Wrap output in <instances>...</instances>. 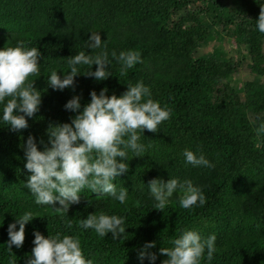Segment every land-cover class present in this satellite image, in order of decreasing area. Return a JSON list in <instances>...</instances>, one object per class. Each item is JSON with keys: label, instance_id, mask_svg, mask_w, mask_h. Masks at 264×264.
<instances>
[{"label": "trees", "instance_id": "trees-1", "mask_svg": "<svg viewBox=\"0 0 264 264\" xmlns=\"http://www.w3.org/2000/svg\"><path fill=\"white\" fill-rule=\"evenodd\" d=\"M191 1L0 0V47L20 42L41 53L38 72L26 80L40 92L38 111L26 117L28 127L18 132L0 124V264H25L33 247V230L43 236L56 232L76 236L93 264H140L139 249L153 241L148 251L156 254L153 264H161L167 257L158 249L171 247L170 241L182 229H195L204 238L215 235L216 251L206 264H264V136L254 132L255 124L264 121V82H243L234 88L224 83L233 72L228 57L193 55L205 36L204 22L194 16H175ZM233 3V12L222 22L231 25L232 34L245 47L252 70L263 72L264 33L255 30V20L264 0ZM210 4L218 5L214 0ZM90 32L101 36L111 75L94 81L83 75L87 66H77L81 74L74 77V87L53 90L47 85L50 70L63 74L75 53L92 56L100 51L86 49ZM121 50L140 55V62L123 74L110 55ZM137 81L149 87L151 99L169 109L170 116L156 133L143 131L139 142L146 153L130 157L128 172L115 179L117 187L121 184L128 190L125 204L85 189L80 203L70 205L66 215L60 209L36 205L23 186L28 175L23 167L27 136L31 134L38 150L42 149L47 146L49 123H70L74 115L63 108L66 100L78 95L83 106L90 90L99 93L104 87L106 95L119 96L126 84ZM185 148L199 150L214 166L185 165L181 156ZM157 177L191 180L203 191L205 203L184 209L174 194L163 209L153 208L146 185ZM25 210L38 217L25 224L22 245L11 247L10 252L5 246L7 225ZM100 212L125 218L120 239H111L110 233L100 238L91 229L76 227L87 214ZM143 264H148L147 258ZM201 264H205L203 257Z\"/></svg>", "mask_w": 264, "mask_h": 264}, {"label": "clouds", "instance_id": "clouds-1", "mask_svg": "<svg viewBox=\"0 0 264 264\" xmlns=\"http://www.w3.org/2000/svg\"><path fill=\"white\" fill-rule=\"evenodd\" d=\"M255 30L264 33L262 7L255 20ZM101 41L99 32H90L85 41L86 49L100 51L92 56L84 51L75 53L67 61L65 73L58 75L57 70L49 71L47 85L53 90L73 88L74 77L81 74L77 66L81 65L87 66L83 75L94 81L110 76L109 54ZM110 55L120 64L121 74L140 62L139 53L133 50H121L118 54L113 51ZM40 57L37 47H24L20 42L15 47H0V124L12 131L27 128L26 117L32 118L38 111L40 92L26 80L38 72ZM93 64L95 70L91 68ZM106 92L104 87L99 93L90 90V99L83 106L78 95L66 100L63 108L74 115L69 117L70 123H49L45 129L47 146L42 149L38 150L31 134L24 140L23 167L28 175L23 186L32 194L36 205L60 209L66 215L70 205L80 203V194H84L85 189L99 196L106 195L119 204H125L129 199L128 190L121 184L117 187L114 181L128 172L130 157L146 153L145 145L139 142L143 131L156 133L160 129L158 126L169 119L170 110L151 99L149 87L141 81L126 84V90L119 96L106 95ZM256 120L260 121V118L256 117ZM254 132L257 137L264 136V121L255 124ZM39 143L43 145L44 141ZM181 156L185 165L214 166L199 150L194 152L185 148ZM146 186L149 197L155 202L153 208L157 210L163 209L174 194L178 205L184 209L191 210L193 206L205 203L203 191L189 179L172 177L163 180L157 177L150 179ZM33 217L38 216L25 210L7 225L5 246L9 251L13 246L19 248L22 245L25 224ZM76 227L91 229L100 238L110 233L113 240L120 239L126 228L123 216L103 212L87 214ZM68 228H72L70 220ZM32 235L33 247L25 264H93L92 259L82 253L80 241L74 235L62 236L56 232L43 236L35 230ZM215 240L214 234L204 238L195 229H182L170 241L171 247L158 249L167 257L161 264H201L202 257L206 264L216 251ZM152 247L154 242L147 241L139 249L137 258L140 264L145 258L148 264H153L156 254L148 251Z\"/></svg>", "mask_w": 264, "mask_h": 264}, {"label": "rangeland", "instance_id": "rangeland-1", "mask_svg": "<svg viewBox=\"0 0 264 264\" xmlns=\"http://www.w3.org/2000/svg\"><path fill=\"white\" fill-rule=\"evenodd\" d=\"M218 5L212 7V0L198 2L192 0L191 3L175 16L191 17L203 21L205 26V36L198 43L194 50V56L227 58L233 64V72L224 79V83L234 88H238L243 82H264V71L257 72L252 70L249 58L247 57L245 47L239 43V40L232 34L231 25L225 26L222 17L230 14L234 7L233 0H214ZM195 24V23H194ZM262 51L264 53V44ZM252 118V115L249 114Z\"/></svg>", "mask_w": 264, "mask_h": 264}]
</instances>
